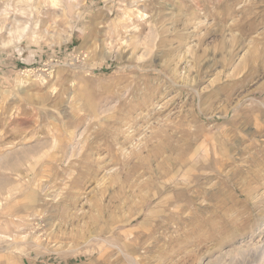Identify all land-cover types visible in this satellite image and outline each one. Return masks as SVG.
Returning a JSON list of instances; mask_svg holds the SVG:
<instances>
[{
  "label": "rangeland",
  "instance_id": "obj_1",
  "mask_svg": "<svg viewBox=\"0 0 264 264\" xmlns=\"http://www.w3.org/2000/svg\"><path fill=\"white\" fill-rule=\"evenodd\" d=\"M0 264H264V0H0Z\"/></svg>",
  "mask_w": 264,
  "mask_h": 264
}]
</instances>
